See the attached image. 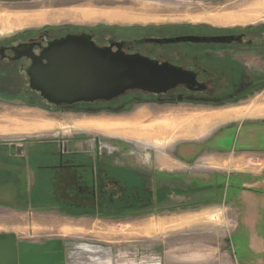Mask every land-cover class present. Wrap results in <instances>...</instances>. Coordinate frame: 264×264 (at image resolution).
Instances as JSON below:
<instances>
[{"label": "rangeland", "instance_id": "1", "mask_svg": "<svg viewBox=\"0 0 264 264\" xmlns=\"http://www.w3.org/2000/svg\"><path fill=\"white\" fill-rule=\"evenodd\" d=\"M251 3L252 0H0V43L23 42L46 32L51 33L53 37H59L68 32H90L94 37L95 32L102 31L94 40L99 45H106L110 39L118 40L129 35H158L162 32H180L199 26L214 30H236L247 27L264 29V9L254 17L252 16L254 13L249 8ZM257 4H259L257 1L255 3L253 1L252 6ZM30 91L28 93L32 96L29 99L22 95L15 99L9 98L7 91L0 90V144H5L7 147L32 146L34 159H32V165L34 163L36 166L42 155H46L48 159H57L61 150L75 154L81 153L93 158L98 146H101L107 154L112 150L111 147H118L119 151L115 152L116 154H113L114 157L111 158L118 159L120 164L125 165L129 164L128 161L136 160L140 165L144 161L141 153L136 152L130 157V154L126 153L130 150L125 147L127 142L112 138L110 135V131L112 134L116 133L114 127V130L111 128L110 122L125 118L128 110L139 107H142L141 109L153 107L165 111L183 110L178 109V106L203 110L214 108V106L250 103L264 98L262 87L241 101L216 104L203 100L185 99L188 94L182 101L177 98L153 100L152 95L138 94L134 97L136 99L132 98V100L125 96L112 104L104 105L105 107L96 108L94 112H86V109L81 111L56 108L54 105L47 104L37 92ZM17 92L21 94V91ZM39 115L42 117H38ZM42 120L51 123V128L32 134L20 131V128H40L43 124ZM91 123L96 126L102 125L101 131L89 128ZM16 153L19 152L16 151ZM107 154H104V157H110V154ZM14 165L12 162L4 161L0 163V171L5 170L6 167L8 171H15ZM36 171L38 172L37 169ZM12 175L7 174L8 187L0 183V233L14 232L21 236V240L25 239L27 242L61 239L71 245L66 250L67 255L70 254V250L77 247L82 250L89 247L91 251L89 256H91L84 255V264H172L171 260L163 257V250L182 252L184 249L181 247L173 249L167 247L168 244L162 243V240L171 238L173 225L167 226L165 230L155 225L156 221L158 222L156 218L159 215L171 213H187L190 209H199L202 204L204 206L208 204L202 198L189 200L187 196L176 193L164 197L163 205H156L146 212L89 215L82 212L76 213L67 205H59V201L69 203L71 200L51 198L50 187H56L57 180L46 183L39 178L41 180L39 187H48V190L47 193L43 191L39 199L32 200L27 193L26 183L20 182L19 186ZM37 175L39 173L36 174V178H38ZM5 176V172L0 173V181ZM21 178L24 180L22 176ZM29 185L30 188L33 187V182L32 186ZM41 189L38 188V190ZM258 189L261 190L258 196L262 204V223L256 231L247 233L243 230L240 223L242 216H238L239 226L237 227L235 212L231 209L229 212L227 205L222 202L212 205V212L199 219L214 229V241L217 240L220 248L228 249L229 264H264V182ZM57 190L60 191L59 188ZM53 201H57L56 204ZM47 203L50 205L43 206ZM193 205L197 206L193 207ZM157 207H160L159 211ZM237 207L240 210L245 206L237 204ZM146 218H149L150 229H154L149 237L143 235L139 227L141 220ZM235 226L237 231L234 230ZM186 236V234L183 237L177 235L176 238L183 239ZM142 240L143 243L148 241V248L147 245L142 248ZM178 245L180 244L177 243ZM96 248L101 252L97 253ZM77 259L82 260L79 256ZM76 263L81 262L76 261Z\"/></svg>", "mask_w": 264, "mask_h": 264}, {"label": "crops", "instance_id": "2", "mask_svg": "<svg viewBox=\"0 0 264 264\" xmlns=\"http://www.w3.org/2000/svg\"><path fill=\"white\" fill-rule=\"evenodd\" d=\"M253 1H257V6L261 7L256 8L257 12L255 7L251 8ZM252 3L249 8L256 17V14L264 9V2L252 0ZM178 107L183 110L165 111L153 107L128 110L125 118L110 122L111 128L116 130L113 134L110 131V135L127 142L125 147L130 150L126 153L130 154V157L136 152L141 153L144 161L140 166L147 170L151 185H163L161 190L164 193L165 190L172 189L173 193L187 196L189 200L202 198L208 203L205 206L200 205L199 209H190L187 213H171L156 218L158 222L156 221L155 225L164 229L173 225L171 238L162 240V243L173 249H184L182 252H168L165 249L163 257L171 260L172 264H229L228 249L220 248L217 240L214 241V229L199 219L212 212V205L222 202L227 205L229 212L230 209L235 212L236 226H239V217L242 216L240 223L244 231L249 233L260 228L262 204L258 196L261 190L258 188L264 182V98L250 103L214 106L203 110L188 106ZM42 121L40 128H20V131L32 134L51 128V123ZM89 126L92 130L101 131L102 128L100 124L96 126L91 123ZM112 148L115 152L119 151L118 147ZM24 153L25 160L33 159L32 150H24ZM10 155L12 156L9 154L7 158ZM128 162L137 163L136 160ZM7 170L6 167L1 171ZM154 172L165 177L155 180ZM31 175L33 178V171L28 168V184L33 182L30 180ZM6 183L8 187L9 178ZM237 204H243L245 207L239 210ZM227 216L229 219V214ZM146 219L141 220L139 227L142 234L149 237L154 229H150L149 218ZM236 226L234 230L237 231ZM0 234H12L18 242H27L25 239L21 240V236L14 232ZM184 234L187 238H176L177 235L183 237ZM62 242L65 243L64 240ZM177 243L180 245L177 246ZM141 245L142 248L144 245L148 248V241L143 243L142 240ZM77 254L82 260L79 261L76 257L71 264H77L76 261L84 264L85 254ZM90 256L88 254V257ZM100 256L99 254L98 257Z\"/></svg>", "mask_w": 264, "mask_h": 264}, {"label": "flooded vegetation", "instance_id": "3", "mask_svg": "<svg viewBox=\"0 0 264 264\" xmlns=\"http://www.w3.org/2000/svg\"><path fill=\"white\" fill-rule=\"evenodd\" d=\"M178 36L210 37L219 40L203 42L179 41L167 44L142 41L147 38H171ZM54 38L56 37H53L51 33L47 32L40 34L36 38H28L27 41L23 42L34 39L44 46L49 40ZM110 40L123 42L122 49L128 53H139L156 59L159 62H168L194 72L197 81L204 84L205 89L191 91L187 90L184 86H178L174 90L162 95L133 90L109 102H78L70 106L64 104L59 106L54 105L56 108L79 109L81 111L86 109V112H94L96 108L100 106L105 107L104 105L112 104L125 96L130 99H136L134 97L138 94L152 95L153 100L177 98L179 101H182L184 99L183 97L188 94L185 99L226 103L246 99L256 89L264 86L263 28L247 27L236 30H214L199 26L180 32H162L158 35H129L122 39ZM23 42L0 43V47H6L4 55H0V69L12 66L16 71L26 75L25 70L31 62L30 59L22 57L17 60H12L13 53L9 49L10 46ZM33 51L38 53L39 48L34 47ZM27 149L31 151L32 146L21 147L17 150L16 146L7 147L5 144H0V163L9 161L15 164L16 172L14 176H18L14 177L12 175V178H15L16 181L21 183L25 182L28 187L27 191L30 190V185L26 181L28 168L29 171H33V178L31 175L30 180L33 181L34 187L42 188L41 190L45 193H47L48 187H39L41 180L46 183L53 182L54 179L57 180L58 185L53 188L50 187L52 189L49 192L52 195L51 198L55 200H71L69 203L59 201V205H67L71 210L76 211V213L82 212L89 215H121L130 212L142 213L153 209L156 205H163L164 197H169L170 194H176L172 192V189L165 190L164 193L161 190L163 185L160 187L151 185L149 182L151 177L148 175L147 170L138 163L130 164L128 162L129 164L125 165L120 164L118 159L111 158L115 154L114 148L112 147V150L108 151L109 155L104 149H101V146H98L96 148L97 153L93 158L81 153L75 154L67 150H61L57 155V159H48L46 155H42L40 157L41 160L38 161L40 163L37 162V166L34 163L32 165V158L25 160L26 153H24V150L26 151ZM9 154H12L13 157L10 155L7 158ZM104 154L110 157H104ZM4 172L6 176L2 178L1 183L7 186L8 170ZM0 173L3 172L1 171ZM37 173H39L37 175L38 178H36ZM154 173L155 180L165 177L156 174V172ZM30 184L32 186V183ZM29 192H27L29 198H32ZM53 202L56 204L57 201ZM47 205L49 206L50 204L47 203L43 206ZM55 207L57 206L55 205ZM64 208L67 209L66 206ZM68 247H71V245L65 242L63 244L64 251Z\"/></svg>", "mask_w": 264, "mask_h": 264}, {"label": "water", "instance_id": "4", "mask_svg": "<svg viewBox=\"0 0 264 264\" xmlns=\"http://www.w3.org/2000/svg\"><path fill=\"white\" fill-rule=\"evenodd\" d=\"M210 40L219 39L178 36L142 41L167 44ZM122 45L121 41L111 40L106 45H99L90 32H68L49 40L44 46L31 39L9 49L13 53L12 60L22 57L30 59L25 70L29 88L55 106L109 102L133 90L162 95L178 86L191 91L205 89L194 72L139 53H128L122 49ZM34 47L39 48L38 53L33 51ZM5 50L6 47H0V55L3 56ZM20 148L16 146L17 150ZM76 249L70 250L67 255L61 239L18 242L12 234H0V264H71L77 253H91L88 248ZM100 252L97 249V253Z\"/></svg>", "mask_w": 264, "mask_h": 264}, {"label": "trees", "instance_id": "5", "mask_svg": "<svg viewBox=\"0 0 264 264\" xmlns=\"http://www.w3.org/2000/svg\"><path fill=\"white\" fill-rule=\"evenodd\" d=\"M101 33H102V31L95 32L94 38L99 36ZM24 85L26 87H24ZM27 86H28L27 78L24 77V74L16 71L14 67L8 66L7 68L0 69V90L7 91V96L9 98H16L17 96L22 95L23 97L26 96V98L29 99L32 95L28 93V92H31L30 91L31 89L29 88V86L28 87ZM17 91H21V94H19ZM141 101H143V100H141ZM144 101H146V100H144ZM27 103H30V102H27ZM13 172H15V171H8L9 174L14 175L15 173H13ZM17 182L20 186V182L19 181H17ZM29 191H30L29 192L30 195L32 196V200L33 199L34 200L39 199L40 194L44 193L43 190H38V188L34 187V185L32 188H30ZM32 203H35V201H32Z\"/></svg>", "mask_w": 264, "mask_h": 264}, {"label": "bare ground", "instance_id": "6", "mask_svg": "<svg viewBox=\"0 0 264 264\" xmlns=\"http://www.w3.org/2000/svg\"><path fill=\"white\" fill-rule=\"evenodd\" d=\"M257 5H259V4H257ZM257 5H256V6H252V9H254V7H255L254 10L257 11L259 8H261V7H258ZM257 7H258V9H256ZM250 16H251V15H250ZM252 16H253V14H252ZM230 18H231V17H230ZM240 18H241V17H240ZM248 18H249V17H248ZM251 18H252V17H251ZM225 19H226V18H225ZM232 19H234V18H232ZM246 19H247V18H246ZM227 20H228V18H227ZM238 20H240V19H238ZM241 20H243V19H241ZM244 20H245V19H244ZM223 21H224V19H223ZM223 21H222V22H223Z\"/></svg>", "mask_w": 264, "mask_h": 264}]
</instances>
